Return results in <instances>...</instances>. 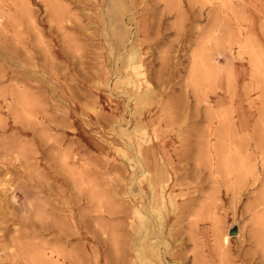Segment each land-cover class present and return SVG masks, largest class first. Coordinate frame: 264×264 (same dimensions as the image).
Here are the masks:
<instances>
[{"label":"rangeland","instance_id":"374dc122","mask_svg":"<svg viewBox=\"0 0 264 264\" xmlns=\"http://www.w3.org/2000/svg\"><path fill=\"white\" fill-rule=\"evenodd\" d=\"M121 1L0 0V264H264V0Z\"/></svg>","mask_w":264,"mask_h":264},{"label":"bare ground","instance_id":"6f19581e","mask_svg":"<svg viewBox=\"0 0 264 264\" xmlns=\"http://www.w3.org/2000/svg\"><path fill=\"white\" fill-rule=\"evenodd\" d=\"M114 4H115L116 12H118L119 14L120 13L123 14L124 9H126V5L124 4V2H122L121 0H114ZM118 13H117V15H118ZM138 56H139V52L137 50H134L133 49L132 51L129 52V55H128L127 59H126L127 60V64H126V66H127V73L125 75V79L128 81V83L130 85H132L134 87L135 93H136V98L137 99H140V98H142V97H144L146 95H149V93L151 91V87H150V84L148 83V86H147V89L145 90V92H142L140 90L142 88V86H143V83L146 81V80H144L145 79L146 72L143 69V65H142L141 61L137 58ZM143 133H144V135H146L145 131H143L142 134ZM143 142H144L143 137H140V139L138 140L139 149L136 148V151L135 152H137V155L139 156V161L143 165V174L145 173L143 175V177H146V176H148V173H146V172L149 171L148 169H150V167H149V164H147V162H146L147 158H146V154L145 153L146 152L148 153V151H150V149H152V148H147V149H145L143 151L142 150V147H141L142 145H144ZM137 150H139V151H137ZM140 150L142 152H144L145 156L140 157V155H139L140 154ZM143 162L145 164H143ZM155 167H156V169L158 171H157V173L155 171V174L152 175V177L150 179V187H151V189H152V191H153L154 194L156 192L157 193L160 192L162 194L161 199L157 200V203L159 205H161L160 207L163 206L165 208L166 207L165 206V202H166L165 191L167 189V186H169L171 177H170V175L164 174L165 172L160 168V165L158 163H155ZM169 200L171 201V203H173L175 201V197L173 195H169ZM158 204H154V205H152V206L150 205V206H151V208L155 212H157V214H156L157 217L156 218L158 219V224H155V226H156L155 231L158 232V233H163V230H164V227L165 226H164L163 215H162V212H161V209L162 208H158L157 207ZM136 211H137V213L139 215V219H140V224H139V227H138V232L141 235V238L142 237L144 238L143 241H145L146 247L150 249L151 254L154 257L158 258L161 261V255H160V252H159V247H158V242H157L159 240H154L153 238H151L150 234L148 233L149 232V226H148L149 219L146 217V214H144V213L141 212L140 209L137 208ZM136 229H137V227H136ZM146 247H144L143 242L140 241V238H139L135 242V247L133 246V249H135V252H136L137 256L140 258L141 261L147 260L148 262H150L152 264H155V262H153L152 260H150V259L147 258V255H146ZM161 264H163V261H161Z\"/></svg>","mask_w":264,"mask_h":264},{"label":"water","instance_id":"95a60500","mask_svg":"<svg viewBox=\"0 0 264 264\" xmlns=\"http://www.w3.org/2000/svg\"><path fill=\"white\" fill-rule=\"evenodd\" d=\"M238 233H239V226H238V223H237V222L232 223V224L230 225V228H229V234H230L231 236H236V235H238Z\"/></svg>","mask_w":264,"mask_h":264}]
</instances>
